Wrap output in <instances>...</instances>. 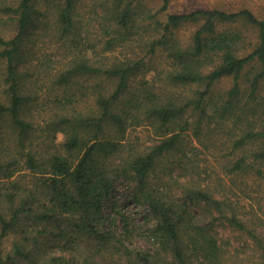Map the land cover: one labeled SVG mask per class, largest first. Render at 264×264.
Wrapping results in <instances>:
<instances>
[{"label": "trees", "instance_id": "obj_1", "mask_svg": "<svg viewBox=\"0 0 264 264\" xmlns=\"http://www.w3.org/2000/svg\"><path fill=\"white\" fill-rule=\"evenodd\" d=\"M170 7L0 0V264H264V18Z\"/></svg>", "mask_w": 264, "mask_h": 264}, {"label": "rangeland", "instance_id": "obj_2", "mask_svg": "<svg viewBox=\"0 0 264 264\" xmlns=\"http://www.w3.org/2000/svg\"><path fill=\"white\" fill-rule=\"evenodd\" d=\"M144 3L149 6H159L160 0H144ZM170 10L172 12H183L193 9H223L227 11H236L240 9H249L257 17L264 18V0H170ZM2 27L0 26V29ZM195 29L193 25H186L181 28L180 36L182 38H188L191 32ZM13 33V29H5V36H10ZM232 85L231 78H225L220 80L216 86L215 91L218 93H225ZM127 135L136 139V141L143 145L152 144L155 139L152 131L145 127H137L135 129H129ZM62 136H58V140H61ZM131 184L125 180H119L115 183L113 199L109 203L107 212L112 213L120 212L130 219L131 222L144 224L143 217L146 211L143 207L137 206L130 200ZM206 220L208 217H205ZM215 230L222 237H232L234 234L230 231L229 227L225 223H216ZM137 244L142 248H147L148 243L141 238H135Z\"/></svg>", "mask_w": 264, "mask_h": 264}]
</instances>
